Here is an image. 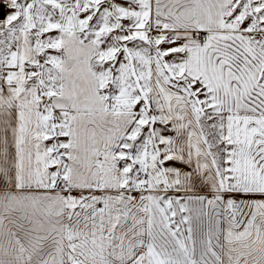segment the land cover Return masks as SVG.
Here are the masks:
<instances>
[{
	"label": "snow or ice",
	"instance_id": "1",
	"mask_svg": "<svg viewBox=\"0 0 264 264\" xmlns=\"http://www.w3.org/2000/svg\"><path fill=\"white\" fill-rule=\"evenodd\" d=\"M0 264H264V0H0Z\"/></svg>",
	"mask_w": 264,
	"mask_h": 264
}]
</instances>
